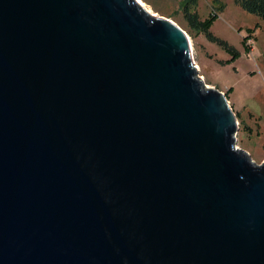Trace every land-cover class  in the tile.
I'll return each mask as SVG.
<instances>
[{
	"label": "water",
	"instance_id": "95a60500",
	"mask_svg": "<svg viewBox=\"0 0 264 264\" xmlns=\"http://www.w3.org/2000/svg\"><path fill=\"white\" fill-rule=\"evenodd\" d=\"M197 73L137 0H0V264H264V161Z\"/></svg>",
	"mask_w": 264,
	"mask_h": 264
},
{
	"label": "rangeland",
	"instance_id": "374dc122",
	"mask_svg": "<svg viewBox=\"0 0 264 264\" xmlns=\"http://www.w3.org/2000/svg\"><path fill=\"white\" fill-rule=\"evenodd\" d=\"M153 13L169 18L191 42V57L206 87L224 94L236 115V146L251 159L264 161V21L242 10L236 0H140ZM185 11L200 20L216 13L209 31L227 42L228 51L205 33L190 31ZM250 39L244 43V38Z\"/></svg>",
	"mask_w": 264,
	"mask_h": 264
},
{
	"label": "trees",
	"instance_id": "16d2710c",
	"mask_svg": "<svg viewBox=\"0 0 264 264\" xmlns=\"http://www.w3.org/2000/svg\"><path fill=\"white\" fill-rule=\"evenodd\" d=\"M236 3L245 12L253 14L264 21V0H236ZM216 17V13H211L208 18L200 20L198 14L195 11H185L184 13V18L186 19L190 31H194L198 35L203 32L210 40L217 41L228 51H233L234 49L227 42L214 37L209 31L210 26ZM249 39L250 37L246 36L244 38V43H246V41Z\"/></svg>",
	"mask_w": 264,
	"mask_h": 264
},
{
	"label": "bare ground",
	"instance_id": "6f19581e",
	"mask_svg": "<svg viewBox=\"0 0 264 264\" xmlns=\"http://www.w3.org/2000/svg\"><path fill=\"white\" fill-rule=\"evenodd\" d=\"M142 6H143V3L140 1V0H137ZM144 7V6H143ZM146 10H148L146 7H144ZM150 11V10H148Z\"/></svg>",
	"mask_w": 264,
	"mask_h": 264
}]
</instances>
